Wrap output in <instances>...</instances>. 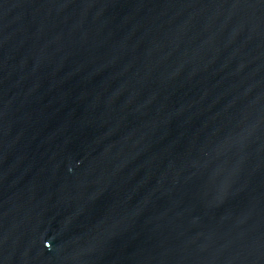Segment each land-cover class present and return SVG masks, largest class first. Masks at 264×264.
Returning a JSON list of instances; mask_svg holds the SVG:
<instances>
[{
	"label": "water",
	"instance_id": "95a60500",
	"mask_svg": "<svg viewBox=\"0 0 264 264\" xmlns=\"http://www.w3.org/2000/svg\"><path fill=\"white\" fill-rule=\"evenodd\" d=\"M0 264H264V0H0Z\"/></svg>",
	"mask_w": 264,
	"mask_h": 264
}]
</instances>
